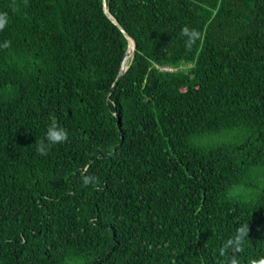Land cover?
<instances>
[{"label":"trees","instance_id":"1","mask_svg":"<svg viewBox=\"0 0 264 264\" xmlns=\"http://www.w3.org/2000/svg\"><path fill=\"white\" fill-rule=\"evenodd\" d=\"M106 1L113 90L103 0H0V264H264V0Z\"/></svg>","mask_w":264,"mask_h":264},{"label":"clouds","instance_id":"2","mask_svg":"<svg viewBox=\"0 0 264 264\" xmlns=\"http://www.w3.org/2000/svg\"><path fill=\"white\" fill-rule=\"evenodd\" d=\"M3 27V23H0V28ZM187 31V30H185ZM7 46V45H5ZM68 139L67 133L64 129L56 126V125H51L49 126L47 130V135H46V140L47 143H38L36 146V151L38 152L39 155L41 156H46L48 154L47 149L51 145H59L64 142H66ZM89 181L86 179L85 183H88ZM245 229L240 230V235L241 237L245 234Z\"/></svg>","mask_w":264,"mask_h":264},{"label":"water","instance_id":"3","mask_svg":"<svg viewBox=\"0 0 264 264\" xmlns=\"http://www.w3.org/2000/svg\"><path fill=\"white\" fill-rule=\"evenodd\" d=\"M106 0H103V6H104V10H105V13L106 15L111 19V21L118 27V29L121 31V33L125 36V38L127 39L128 41V46H127V51H126V54H125V57H124V60H123V63H122V67H121V70H120V73L116 79V82L115 84L113 85L112 87V90L117 86V84L119 83L121 77L125 74V72L127 71L128 67L127 68H124V64H125V60L127 58V56L129 55L130 52H132V58H133V54H134V51H135V44H134V40L125 32V30L110 16L109 14V11L106 7ZM131 58V60H132Z\"/></svg>","mask_w":264,"mask_h":264},{"label":"bare ground","instance_id":"4","mask_svg":"<svg viewBox=\"0 0 264 264\" xmlns=\"http://www.w3.org/2000/svg\"><path fill=\"white\" fill-rule=\"evenodd\" d=\"M132 58V52L129 53V55L127 56L126 60H125V64H124V68H127L129 66V62Z\"/></svg>","mask_w":264,"mask_h":264}]
</instances>
